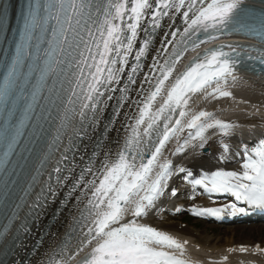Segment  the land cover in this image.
Masks as SVG:
<instances>
[{
    "label": "snow or ice",
    "instance_id": "snow-or-ice-1",
    "mask_svg": "<svg viewBox=\"0 0 264 264\" xmlns=\"http://www.w3.org/2000/svg\"><path fill=\"white\" fill-rule=\"evenodd\" d=\"M244 8L245 0H24L11 50L7 59H0V173L7 174L14 162L24 195L39 189L25 205L31 215L22 231L24 241L60 192L66 191L68 201L79 192L86 197L76 218L82 237L79 250L91 246L81 264H191L183 258L185 244L139 222L156 207L177 173L210 198L230 195L246 206L193 207L194 215L264 210V141L251 149L245 146L239 171L195 174L174 168L171 159L159 160L177 131H183L181 122L188 116L186 128L194 131L178 141L173 155L185 151L192 141L203 148L210 129L228 136L237 127L207 110L192 115L189 105L197 94L205 99L232 97L228 86L238 79L242 46L208 49L170 88L166 82L189 50L215 41L222 33H247L264 42V15L245 18ZM177 18L182 28L176 26ZM166 21L159 50L145 71L143 61ZM9 23L7 10L0 6V40L5 44ZM255 51L264 53V49ZM256 58L264 63V55ZM162 94L166 99L154 110ZM110 101L115 102L116 119L125 104L136 109L126 121L125 130L130 132L114 159L110 153L101 154L99 142L90 152L84 146ZM114 123V119L108 122ZM222 149L227 154L230 146L225 143ZM0 180V205L6 206L13 194L9 182ZM171 195L177 190L172 189ZM5 232L0 230V237L7 241L13 233ZM166 249H178L180 254ZM239 251L247 253L249 248L241 245ZM253 251L264 253V248L256 245Z\"/></svg>",
    "mask_w": 264,
    "mask_h": 264
},
{
    "label": "bare ground",
    "instance_id": "bare-ground-1",
    "mask_svg": "<svg viewBox=\"0 0 264 264\" xmlns=\"http://www.w3.org/2000/svg\"><path fill=\"white\" fill-rule=\"evenodd\" d=\"M179 23L180 19L177 18L176 26ZM166 30L167 21L165 22V28L158 32L152 48L145 59V71H147L153 57L159 50L161 38ZM195 55L196 54L192 57ZM187 61L188 60H184V63L180 65L183 67L182 70H184ZM143 75L144 72H141L137 78V84L141 82ZM237 75L238 79L228 86V90L233 93L232 97L205 99L203 94H197L193 97L189 105V111L192 115L197 114L199 111L207 110L214 113L216 118L237 125V127L231 131V134L222 136L218 129H210L207 133V143L203 148L199 146V141H192L185 151L173 155L172 153L177 147L178 141L182 143L188 136L189 131H194L186 128L191 118V116H188L181 122L182 126H184L183 131L178 130L163 150L164 154L159 158L160 163L165 162L167 159H171L174 168L184 167L186 169H191L195 174H199L201 170L209 172L217 169L240 170V168H236L234 164L243 153L242 150L245 146L247 147V145H250L251 149L259 146V144L264 141V82L261 78L253 75ZM176 77L177 76L166 84V88H170ZM133 99H135V95H133ZM164 99H166V95L162 94V96L158 98L154 110L163 103ZM135 111L136 109L130 104L124 105L123 109L120 111L119 118L115 120L114 125H112L100 149L101 154L107 152L111 154L113 159L115 158L116 152L124 143L130 132V130H125L126 121L130 122L131 114L135 113ZM225 143L230 146V150L227 154H223L222 149V145ZM208 146H216L219 148V151H211L208 155L203 154L202 150ZM97 163H99V161H97ZM183 175L182 173H177L171 178L167 185L168 191L160 198L156 207L149 212L148 216L141 218L139 222L165 231L185 244L184 255L190 262L195 264H264V253L253 251L256 245L264 248V229L262 230L260 227L248 225L245 228H227L222 231L221 236H214L210 235L206 229H195L194 227L198 226L196 222H193L191 226L179 225L173 222L174 218L171 216V210L175 212L177 207H179L178 202L182 198L189 201V203L184 206V210L190 212H192L191 209L193 207L218 208L225 204H231L230 199L232 197L230 195H213L208 203L201 202L198 198L190 199V196L195 195L200 188H194L191 184L186 183L183 180ZM172 189L177 190V195H171ZM85 201L86 197L81 193V198L71 210L70 215L64 217V220L57 222V225L53 228L48 237L49 242L47 243V239L45 240L29 264H43L49 253H51L65 235L71 221L75 218ZM225 213L228 212L226 211ZM128 219H131V217H128ZM125 222H127V220H125ZM51 236H53L52 239ZM241 245L247 246L249 251L247 253H241L239 251V246ZM233 248L237 250L230 251V249ZM78 249L79 240L73 243L71 248H69L56 264L66 263ZM89 250H91V246L84 248L83 251H79V254L88 252ZM225 256L228 257L227 261L223 259Z\"/></svg>",
    "mask_w": 264,
    "mask_h": 264
},
{
    "label": "rangeland",
    "instance_id": "rangeland-1",
    "mask_svg": "<svg viewBox=\"0 0 264 264\" xmlns=\"http://www.w3.org/2000/svg\"><path fill=\"white\" fill-rule=\"evenodd\" d=\"M207 148H210L212 149V151H216L218 152L219 151V148L216 147V146H208ZM197 198L201 201V202H204V203H208L209 201H207L206 198H204L203 196H197ZM185 198H182L181 199V203L182 205H185V204H188L189 201L185 200L183 201ZM173 216L172 218H174L173 222L179 224V225H188V226H191L193 222H196V224H198V226L194 227L195 229H199L201 228L202 230L206 229L207 232L210 234V235H214V236H221L222 235V231L224 229H227V228H233V227H241V228H245L246 226H248L247 224H241V223H235V224H232V225H227V224H214V223H211V222H208L204 219H202L200 216H195L194 214H192L191 212L188 213V212H185V213H179V214H175V215H171ZM210 216V215H209ZM208 216V217H209ZM194 226V224H193ZM262 230L264 228H261Z\"/></svg>",
    "mask_w": 264,
    "mask_h": 264
}]
</instances>
